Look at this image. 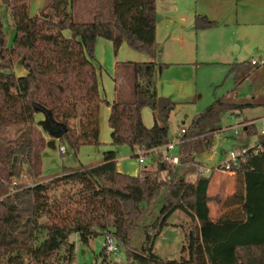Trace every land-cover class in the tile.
<instances>
[{"label":"trees","instance_id":"1","mask_svg":"<svg viewBox=\"0 0 264 264\" xmlns=\"http://www.w3.org/2000/svg\"><path fill=\"white\" fill-rule=\"evenodd\" d=\"M30 1L0 0L14 31L8 47L0 17V264H73L71 234L83 245L110 235L125 248V264H264V139L260 149L238 157L232 168L235 190L221 203L217 219L209 216L208 203L219 198L207 196L213 169L193 181L177 177L179 168L197 167L196 158L210 150L220 116L245 105L215 99L195 115L178 145L177 166L150 154L152 171L130 176L116 169V148L127 146L138 157V151L169 142V117L177 103L157 94L164 65L156 60V0H111L108 7L96 1L88 23L73 20L75 0H41L33 16ZM215 26L204 15L194 16L196 31ZM98 39L110 42L114 55L126 44L148 59L115 64L111 102L99 94L100 66L93 57ZM18 62L23 76L12 71ZM256 68L236 63L229 74L238 84ZM103 103L111 149L93 166H63L44 181L46 138L64 147L61 157L73 160L79 147L98 146ZM143 108L151 111L149 128L142 122ZM40 115L48 122L45 129L39 127ZM153 205L157 214L143 229L140 248L129 250L137 222ZM176 213L188 220L175 224L184 233L185 255L161 259L154 245Z\"/></svg>","mask_w":264,"mask_h":264},{"label":"rangeland","instance_id":"2","mask_svg":"<svg viewBox=\"0 0 264 264\" xmlns=\"http://www.w3.org/2000/svg\"><path fill=\"white\" fill-rule=\"evenodd\" d=\"M96 1L102 4L101 7H108L111 4V0H75L73 20L77 23L90 22L91 15L89 10ZM238 2L240 0L155 1V41L157 46H159L156 60L158 64L164 65L162 69L158 70V74H160L159 86H164L166 88L164 91H167L165 93L170 96L159 95L177 103L176 109L169 117V141L182 127V123H184L183 127L189 125L191 119L196 114L204 111L215 99L229 94L233 89V81L229 74V67L232 64L251 59H260L262 60L261 64L264 62V0L256 6L258 22H254V24L244 25L242 21L235 22V16H233V22H227L224 16L218 20L209 16L217 21L216 25L218 24V27L199 32L194 31V16L206 15V11H210L213 16L216 13L223 15L238 13L243 17H247L253 13L251 10L248 11V9L253 8V0H242V3H246L242 6L245 11L239 10V12L236 8V3ZM28 6L29 15H36L42 6V1L31 0ZM0 17L5 41L7 46L10 47L14 31L10 26L8 12L1 3ZM64 35L69 36V32L65 31ZM144 56L141 53L131 51L126 44H122L114 55L110 42L98 39L94 47L93 57L95 63L100 66L98 77L100 97L108 102L113 99L111 72L114 63L121 64L128 62L127 60L145 62L148 59L144 58ZM258 70L259 72L255 73L248 82L235 90L239 97L249 99L253 95L255 101L261 100V102H264V67ZM12 71L16 76L25 74L19 62L14 64ZM173 84H182L186 89L184 92L173 94L170 86ZM252 107L245 105L239 115L223 113L218 123L221 130L213 135L210 150L196 158L197 167L195 165L192 167L188 166L186 169H183V167L179 168L177 177L193 181L198 176L197 173L201 172L203 175H207L214 167H218L223 160L228 159L227 155L229 152L238 154L242 150L254 149L260 138L259 130L264 127V124L257 121L255 134L246 137L242 136L243 131L240 126L237 129V136H233V132L228 130V126H236L244 118H254L258 113L255 111L258 107ZM259 110L261 111V108ZM108 111L106 104L100 105V144L98 146L79 147L75 160L70 156L61 157L58 146L60 143H54L50 138H46V142H52L53 146L46 148L42 159L44 181L48 180L51 175L58 173L63 166L81 164L86 167L100 162L102 152L111 149L110 130L107 122ZM39 117L42 118L39 119L41 123L39 127L45 129L44 118L41 115ZM141 117H144L148 122L149 125L147 127H151L152 117L148 108L142 109ZM237 137L240 138L239 141H235ZM139 154L137 152V156ZM169 154L177 156L178 145H175ZM116 157V169L120 173L136 176L140 170L147 169L152 171L154 169L151 156L144 157L139 155L134 157L127 146L116 148ZM140 158L144 161L141 165L138 164ZM207 169L209 170L208 172H206ZM233 186L232 193L235 190L234 180ZM216 193L219 194L215 195ZM226 193L222 191L216 192L215 187L209 191L210 198H219V196L222 197ZM211 202H213V204H210L211 214L215 215L214 219H217L222 214L223 208L221 207L220 214H216L217 206L214 201ZM157 208L153 205L148 215L137 222V227L131 236L129 250L134 251L140 248L144 238L143 229L151 224L157 214ZM168 223L169 225L161 231L155 242L154 253L161 259H178L181 254L185 255L184 251L182 252L184 233L175 224L186 225L188 220L183 215L176 213L169 218ZM68 242L74 245L73 264H125V248L123 246H119V252L116 255L107 254L105 251L102 254L104 244V236L102 235L96 236L87 245H83L77 234H71L68 237Z\"/></svg>","mask_w":264,"mask_h":264},{"label":"crops","instance_id":"3","mask_svg":"<svg viewBox=\"0 0 264 264\" xmlns=\"http://www.w3.org/2000/svg\"><path fill=\"white\" fill-rule=\"evenodd\" d=\"M242 0H240V2H238V3H236V8H237V10H238V12H239V10H241V11H245L244 10V7H242V6H244V4H246V3H242L241 2ZM261 1L262 0H253V3H252V5H253V8H250V9H248V11H253V13L252 14H250L249 16H247V17H243V16H241V15H239L238 13H235L234 15H232V14H230V15H223V14H221V13H216L214 16L211 14V12L210 11H206L205 13H206V15H204V16H206L207 17V19L208 20H210V21H213V22H217L216 20H218V19H220V18H222L223 16H224V19L227 21V22H233L234 21V19H233V16H235V22H238V21H242V24H244V25H250V24H254V22H258V20H257V18H258V16H257V13H256V6L259 4V3H261ZM208 15V16H207ZM211 18H214V19H216V20H214V19H211ZM209 17V18H208ZM223 20V19H222ZM216 27H218V24L214 27V28H216ZM211 29H213V28H211ZM194 31L195 32H199V31H196L195 29H194ZM201 31H204V30H201ZM111 44V43H110ZM158 48H159V46H157ZM129 49V48H128ZM131 50V49H130ZM132 51V50H131ZM144 58H146L147 59V57H145L144 56ZM142 60H145V59H142ZM128 62H132V61H130V60H127ZM252 61H256V69L255 70H253L243 81H241V82H239L238 84H235L234 82H233V89L229 92V94H226V95H223L222 97H220V98H218V99H222V100H224V101H226V102H232V103H236V104H238V105H248V106H253L252 108H256V107H258V109L257 110H255V111H257L258 113H257V115L254 117V118H244V119H242L236 126H228V130L229 131H232L233 132V136H237L238 135V133L237 134H234V130H233V128H235L236 127V129H235V131L237 132V129H238V127L240 126V128L242 129V131H243V135L242 136H249L250 134H253L254 132H255V126H256V124H257V121L258 122H260L261 124H264V102H261V100L260 101H255L254 99H253V95H252V93H250L251 95H252V97L250 96V98L248 99V98H246V97H244V98H246V99H244V98H241V97H239V94L235 91L236 89H239V88H241V86L244 84V83H246V82H248L249 81V79L255 74V73H257V72H259V68H261V67H264V62H263V64H261V62H262V60H257V59H251V60H249V61H243V62H246V63H250L251 64V62ZM236 63H242V62H236ZM236 63H234V64H236ZM115 64L116 63H114L113 64V68H112V72H111V78H112V76H113V73L115 72ZM261 64V65H260ZM254 66V65H253ZM230 68V67H229ZM159 73V72H158ZM157 73V82H156V89H157V94L159 95V94H161V95H166V96H170L169 94H167V93H165V92H167V91H164V90H166V88L163 86V87H160L159 86V77H160V74H158ZM231 78H232V76H231ZM232 81H233V79H232ZM171 87H172V89H171V91H172V93L173 94H177V93H180V92H184L185 91V86H182V84H173V85H170ZM158 91H159V93H158ZM160 96V95H159ZM248 97V96H247ZM257 98H259V97H257ZM248 99V100H247ZM213 103V102H212ZM211 103V104H212ZM209 106V105H208ZM259 108H261V111L259 110ZM241 111H242V108L241 109H239V110H237V111H235L234 112V114L233 115H239L240 113H241ZM108 113H109V111H108ZM197 115V114H196ZM144 116V115H143ZM151 117H152V115H151ZM142 118V122H143V124H145L144 126L145 127H147L149 124H148V122L146 121V119H144V117H141ZM37 119L39 120V119H42L41 117H39V116H37ZM152 123H153V121H152ZM183 124L184 123H182V127L181 128H183V129H186V127L188 126H185V127H183ZM152 126V125H151ZM249 127V129H248V131L246 132L245 131V127ZM262 126V125H261ZM147 128H149V127H147ZM180 128V129H181ZM262 128V127H261ZM260 128V129H261ZM264 128V127H263ZM255 134V133H254ZM110 135V134H109ZM260 135V134H259ZM239 137V136H238ZM236 138L235 139V141H239V139L240 138ZM261 138H263L264 139V136H261L260 135V138L259 139H261ZM51 141L52 142H57L56 140H53V139H51ZM52 142H47L48 143V146H53V143ZM259 144V140H258V142L256 143V145H258ZM255 145V146H256ZM59 146V148H63L62 147V145H58ZM131 152V151H130ZM132 153V152H131ZM133 154V153H132ZM133 156L135 157V155L133 154ZM150 156V155H149ZM148 156V157H149ZM145 157V156H144ZM116 159H117V157H116ZM98 163V162H97ZM96 163V164H97ZM143 163H144V161H143ZM143 163H141V164H143ZM198 163V162H197ZM138 164H139V162H138ZM141 164H139V165H141ZM93 165H95V164H92V165H89V166H87V167H90V166H93ZM201 166V165H200ZM199 169L200 170H202V168L201 167H199ZM145 170H147V169H145ZM141 171V170H140ZM139 171V172H140ZM135 174V173H134ZM218 177V178H217ZM216 178H217V180H216ZM233 180H235V175H234V173H225V172H222V171H220V170H218L216 167H214V169H213V172H212V177H211V180H210V182H209V185H208V189H207V196L208 197H210V195H209V191H210V189L211 188H213V187H215V190H216V192L217 191H222L223 193H225V192H227L226 194H223V196L222 197H220L219 196V202H220V204L219 203H215L216 204V206H217V210H215V213L216 214H220V212H221V203L224 201V199L228 196V195H231L230 193H232V191H233V189H234V186H233ZM225 183H227L226 185H225ZM224 187V188H223ZM219 193H216L215 195H218ZM210 204H213V202H209L208 203V208H209V216L212 218V219H214L215 218V215H212L211 213V206H210Z\"/></svg>","mask_w":264,"mask_h":264},{"label":"built area","instance_id":"4","mask_svg":"<svg viewBox=\"0 0 264 264\" xmlns=\"http://www.w3.org/2000/svg\"><path fill=\"white\" fill-rule=\"evenodd\" d=\"M256 61H252L251 65H256ZM236 127L233 128L234 130V134H237V132L235 131ZM185 133V129L181 128L179 129L178 132L175 133V136L172 137V140L169 141L167 144L158 147L156 149L150 150V151H138L142 156H145V154H153L156 156H161L163 158L164 161H166L168 164L173 165V166H177L178 165V157L177 156H171L169 154L170 150L173 149V147L175 145H179L182 143V135ZM259 133L261 136H264V128L262 127L259 130ZM255 148L258 150L260 149V145H256ZM246 151V150H245ZM244 150H242V152L238 153V154H234L233 152H229L228 153V159L223 160L218 167H216L218 170L225 172V173H232V168L237 167L238 164V157L242 156V154L245 153ZM59 152H63L62 148H59ZM138 155V156H139ZM139 164L143 163V160L140 158L138 160ZM209 170L207 169L206 172H208ZM198 175H201L202 173L199 172L197 173ZM13 184H15L13 182ZM104 245H103V250L107 253V254H114L116 255L119 252V246L118 244L115 242V240L110 236V235H106L104 238Z\"/></svg>","mask_w":264,"mask_h":264},{"label":"water","instance_id":"5","mask_svg":"<svg viewBox=\"0 0 264 264\" xmlns=\"http://www.w3.org/2000/svg\"><path fill=\"white\" fill-rule=\"evenodd\" d=\"M44 121H45V128L47 127V124H48V122H47V120L44 118ZM41 123L39 122V125H40Z\"/></svg>","mask_w":264,"mask_h":264}]
</instances>
